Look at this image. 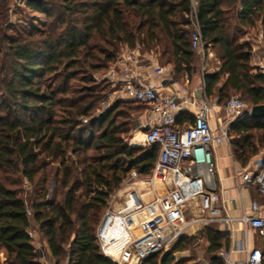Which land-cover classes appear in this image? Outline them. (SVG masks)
<instances>
[{"label":"trees","instance_id":"16d2710c","mask_svg":"<svg viewBox=\"0 0 264 264\" xmlns=\"http://www.w3.org/2000/svg\"><path fill=\"white\" fill-rule=\"evenodd\" d=\"M23 1L30 9L51 15L54 0ZM195 1L203 42L221 64L218 72L204 75L205 94L219 105L231 92L246 101L241 98L245 112L229 129L235 159L246 166L264 147V117L248 114L249 108L264 103V72L251 64L252 43L245 40L260 26L264 41V0ZM57 7L62 9L55 11V30L32 33L23 40L3 38L10 52L4 66L10 72L2 89L5 97L0 99V253L4 254L0 264H46L30 235L31 220L47 244L52 264H118L100 249L96 230L101 214L132 170L150 175L158 147L129 145L122 137L128 128L117 122L125 115L118 111L121 103L92 117L102 102V88L77 91L69 82L76 77L74 68L108 71L119 59L121 44L131 49L139 45L141 30L161 61L171 62L177 71L182 64L191 69L196 54L191 46L193 6L191 0H59ZM7 8V2L0 0L1 28ZM54 73L55 79H64L63 87L55 90L46 81ZM125 102L137 114L138 105H143ZM86 118L90 120L83 122ZM193 118L181 111L176 123L182 126ZM51 160L59 163L55 179L60 189L55 199L45 201L44 173ZM10 173L35 184L34 195L28 199L12 187ZM202 235L208 244V264H225L219 252L228 247V238L213 227L182 237L170 250L152 254L141 264H180L177 252L191 250Z\"/></svg>","mask_w":264,"mask_h":264},{"label":"built area","instance_id":"2783aa9c","mask_svg":"<svg viewBox=\"0 0 264 264\" xmlns=\"http://www.w3.org/2000/svg\"><path fill=\"white\" fill-rule=\"evenodd\" d=\"M191 2V46L202 58L205 89L208 48L196 17V1ZM139 64L135 50H128L112 65L108 75L121 83L125 98L147 105L152 112L151 121L144 125L148 129L145 141L158 147V155L146 179L138 180L139 173L134 169L122 188L111 195L96 230L102 253L118 264H141L152 254L170 250L184 236L198 235L206 227L232 233L236 223L264 237V203L252 200L248 205L240 204L239 213L232 215L229 204L234 199H219L214 174L213 147L229 141L230 125L245 112L244 101L231 96L223 105L228 118L213 129L210 114L215 103L211 98L205 94L202 102L181 100L175 91L141 85L137 82ZM259 67L264 72V64ZM153 72L162 74L164 69L155 67ZM180 111L190 112L193 121L178 125L176 117ZM239 177L240 189L251 186L264 195V158L250 161ZM117 196L122 201H117ZM219 253L225 264H235L226 247ZM262 258V251L253 248L245 264H262Z\"/></svg>","mask_w":264,"mask_h":264},{"label":"rangeland","instance_id":"374dc122","mask_svg":"<svg viewBox=\"0 0 264 264\" xmlns=\"http://www.w3.org/2000/svg\"><path fill=\"white\" fill-rule=\"evenodd\" d=\"M7 2V17L5 18V21L2 25L0 24V34L2 35L1 41H0V99L5 97V95L2 92V89H4V82L6 79V72H10V70H5V62L9 59V50L6 41L3 42L4 36L7 35V40L9 38H16L23 40L25 38H28L27 36L29 34L34 33L36 36L39 35V33H44L47 31V29H54L55 30V11H59L62 8H58L59 6V0H56V9H55V0L51 4L53 9L50 10L51 15L48 16L44 13L37 12L33 9H30L26 2L23 0H4ZM1 17V16H0ZM2 19L0 18V21ZM130 21L132 24L136 23L135 18L130 17ZM138 24V23H137ZM142 32H139L138 35V43L137 47L135 49H131L129 47H126V45L121 44L119 46V54L118 57L121 56L123 53H126L128 50H135L137 51V54L139 56V60L141 61L142 58H146L149 54L155 53L151 50V47L147 44L146 41V33L145 30H141ZM253 33H255V30H252ZM36 38V37H35ZM140 41V42H139ZM143 42V43H142ZM106 49H109L111 51V47L109 46H103ZM162 50V47H158L156 49L157 52H160ZM214 54L215 51L213 50ZM157 54V53H155ZM158 55V54H157ZM113 65V64H112ZM112 67V66H111ZM76 72V77L71 79L69 82V85L71 88L77 89V91H84L87 87L90 86H98L101 90L102 102L100 104H97L95 109L93 110L92 117L98 116V114L102 113L108 108L113 107L116 103H121L120 108L118 111H123L125 115L123 117H118L117 122L118 123H124L125 127L128 128V131L122 134V137L125 142H127L131 146H145L150 147L149 144L145 141V135L148 131L147 128H138L140 125L139 120L137 119V112L134 110H131L132 104H126L125 101H128L130 103H133L131 99H127L124 96V93L121 90V83L117 80H112L110 75H108V71H100L98 73H91L90 70L86 68H74ZM72 71V70H69ZM63 77V76H62ZM62 77H58L55 79V73L51 74L49 78L46 80L47 85H51V89L55 90V87H63L64 85V79ZM83 79H86L85 81ZM231 96H236L242 98L244 101L245 99L241 96V94L236 92H231V94L226 98H230ZM226 99L221 104L224 105ZM246 102V101H245ZM139 109H145L144 105H138ZM250 110V108L248 109ZM91 117V119H92ZM90 118L83 119V122H88ZM96 131H99V128H96ZM233 140V136H229V143ZM258 154L261 157H264V147H260V150ZM73 157V156H71ZM51 160L50 165L47 167L44 175H46L47 182L45 183V189L47 191L45 195V201H51L57 197V192L60 189L59 183L56 181L55 176L56 172L59 168V163ZM148 176L143 177L139 176V179H146ZM10 179L12 180L11 186L16 187L18 189H21L22 194L24 197H31L34 195L35 191L37 190V187H35V184H31L27 179L25 178H19L17 174L10 173ZM136 179V180H137ZM17 183V184H16ZM120 188H122L120 186ZM116 189L114 191V194L119 191V189ZM123 198L117 196V201H122ZM30 211V210H29ZM104 211L101 214V219L103 217ZM32 216V215H31ZM32 221L33 229L36 227V223ZM98 227V226H97ZM37 251L39 255L43 258L44 253L46 252L44 246V240L42 235L39 234V237L37 238V241L35 242ZM208 246L206 239L204 238V235L199 236L195 239V241L191 244V250H187L184 252H177V257L180 262V264H205L206 261V247ZM1 259L4 257L3 253H0ZM48 261L53 262V259L48 258Z\"/></svg>","mask_w":264,"mask_h":264},{"label":"crops","instance_id":"0c3cea01","mask_svg":"<svg viewBox=\"0 0 264 264\" xmlns=\"http://www.w3.org/2000/svg\"><path fill=\"white\" fill-rule=\"evenodd\" d=\"M252 30H255V33H253ZM252 30H250L245 36V40L252 43L251 64L260 66V64H264V41L262 29L259 26ZM135 52L137 53V51ZM155 67H163L164 72L162 74H155L153 72V68ZM185 67V64H182V68L177 71L171 62H163L160 60L159 55L151 53L140 61L137 82L141 85H154L163 92L175 91L179 94L181 100L188 98L195 99L197 102H202L205 91L202 87L203 75L201 71V55L196 52L192 68L188 69ZM220 67L221 64L219 59L211 48L208 49L205 74H214L220 70ZM211 100L215 103V110L210 114V122L212 128L216 129L218 124L224 122L228 117L223 106L217 104L215 99L211 98ZM144 106L145 109H139L140 111L137 115V119L140 123L138 128H145L144 125L148 124L153 117L148 106ZM190 111L192 112L193 110L190 109ZM213 156L215 163V180L218 185V197L219 199H234L233 203L229 204V212L232 215H237L239 213L238 206L240 204L248 205L252 200H258L259 202L264 203V195L255 187L247 186L242 189L239 188V182L241 181L239 173L242 172L246 166L241 165V163L235 159L231 143L226 142L222 145L214 146ZM256 158H261V156L257 154L252 157L250 161ZM261 215L264 217V208ZM233 227L235 230L232 233L226 232L224 235L228 238L227 248L234 263L245 264L248 253L253 248H259L263 254L262 264H264V237H262L257 231L251 229H248L247 231L244 230L242 226L237 223ZM30 235L33 237L35 244L39 237L38 231L33 229L30 231ZM41 246H44L46 250L43 258L41 257V260L46 264H52L51 261L47 260L48 258L51 259V253L46 242L44 241V245Z\"/></svg>","mask_w":264,"mask_h":264},{"label":"water","instance_id":"95a60500","mask_svg":"<svg viewBox=\"0 0 264 264\" xmlns=\"http://www.w3.org/2000/svg\"><path fill=\"white\" fill-rule=\"evenodd\" d=\"M248 114L255 118L264 117V103L252 106Z\"/></svg>","mask_w":264,"mask_h":264},{"label":"bare ground","instance_id":"6f19581e","mask_svg":"<svg viewBox=\"0 0 264 264\" xmlns=\"http://www.w3.org/2000/svg\"><path fill=\"white\" fill-rule=\"evenodd\" d=\"M144 185V183H142Z\"/></svg>","mask_w":264,"mask_h":264}]
</instances>
